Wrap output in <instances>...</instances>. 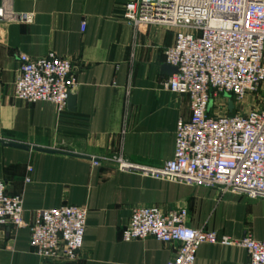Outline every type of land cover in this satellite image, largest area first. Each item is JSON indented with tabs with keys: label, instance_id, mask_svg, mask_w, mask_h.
I'll return each mask as SVG.
<instances>
[{
	"label": "crops",
	"instance_id": "0c3cea01",
	"mask_svg": "<svg viewBox=\"0 0 264 264\" xmlns=\"http://www.w3.org/2000/svg\"><path fill=\"white\" fill-rule=\"evenodd\" d=\"M130 1L0 0L9 13L0 17V179L10 195L23 197L28 224L38 210L88 208L84 247L74 264L175 260L178 243L122 240L134 207L184 208L193 229L264 241V199L121 170L112 161L121 154L133 166L162 169L174 158L179 120L192 114L189 96L166 87L172 74L164 69V51L182 29H134L125 18ZM24 13L33 15L32 23L13 16ZM50 52L70 59L78 80L75 105L68 102L62 113L52 103L29 104L14 95L19 55ZM30 240L29 227H2L0 264H58L38 257ZM195 264H249V254L239 246L204 243Z\"/></svg>",
	"mask_w": 264,
	"mask_h": 264
},
{
	"label": "built area",
	"instance_id": "2783aa9c",
	"mask_svg": "<svg viewBox=\"0 0 264 264\" xmlns=\"http://www.w3.org/2000/svg\"><path fill=\"white\" fill-rule=\"evenodd\" d=\"M8 14L0 8L1 18ZM13 16L33 22L32 14ZM125 18L136 30L147 25L182 29L174 45L164 51L166 63L178 68L166 87L189 96L192 114L188 121L179 120L174 158L162 169L133 166L121 154L112 161L121 170H140L187 185L264 199V0H133L125 5ZM85 26L83 22V31ZM19 62L15 99L52 103L58 113L64 112L78 87L72 61L50 52L40 58L20 54ZM130 91L128 87L122 134L127 130ZM223 95L233 101L230 114H219L229 111V101L211 106L213 99ZM250 97L251 109L246 110ZM88 212L87 207L77 205L38 210L28 224L23 197L10 195L7 182L0 179V229L29 227L31 247L43 260L74 264L81 258ZM188 217L184 208L134 207L121 237L125 242L154 238L178 243V255L168 264H195L204 243L243 247L249 264H264V241L249 234L235 240L193 229Z\"/></svg>",
	"mask_w": 264,
	"mask_h": 264
},
{
	"label": "water",
	"instance_id": "95a60500",
	"mask_svg": "<svg viewBox=\"0 0 264 264\" xmlns=\"http://www.w3.org/2000/svg\"><path fill=\"white\" fill-rule=\"evenodd\" d=\"M164 69L172 75L178 72V68L171 65H166ZM228 98H229V111L232 112L234 107L233 101L230 96H228ZM68 102L70 106L75 105V95L71 96Z\"/></svg>",
	"mask_w": 264,
	"mask_h": 264
},
{
	"label": "rangeland",
	"instance_id": "374dc122",
	"mask_svg": "<svg viewBox=\"0 0 264 264\" xmlns=\"http://www.w3.org/2000/svg\"><path fill=\"white\" fill-rule=\"evenodd\" d=\"M226 98H228V95H223L221 97H218L217 99H213L211 106H216L218 103H227ZM251 101V97L250 99H248L247 103L245 104L246 110H250V106H249V102ZM261 102H258L257 105L260 107L261 106Z\"/></svg>",
	"mask_w": 264,
	"mask_h": 264
}]
</instances>
